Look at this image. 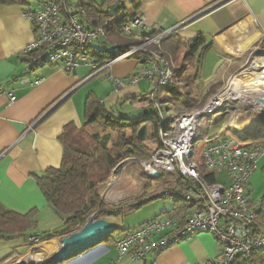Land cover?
Wrapping results in <instances>:
<instances>
[{
  "label": "crops",
  "instance_id": "1",
  "mask_svg": "<svg viewBox=\"0 0 264 264\" xmlns=\"http://www.w3.org/2000/svg\"><path fill=\"white\" fill-rule=\"evenodd\" d=\"M119 1L128 7L131 0ZM136 14L143 18L149 34L170 32L183 42L193 41L199 35L204 37V44L196 50L194 56L197 70L195 80L199 73L204 80H210L221 66L225 71H233V74L241 67L237 59L243 53L236 55L234 49V52H227L228 47H234L233 43L241 39L245 40V44L260 41L259 28L264 30V0H151L134 13L131 19ZM32 38V28L22 8H0V206L17 215L30 214L36 223L35 228L29 229L24 236L0 239V264H23L20 259L35 249H39L47 260L58 249V241L62 237L43 243H29L33 236L58 230L63 223V217L46 202L33 176L60 167L63 150L59 137L68 124H73L77 130L82 128L86 98L92 95L107 106H121L122 110L130 107L136 113L150 109L148 101H125L127 98L147 95L151 87L149 81L139 79L135 84L117 90L113 81L104 78L105 75L114 79L134 76L141 68L136 60L130 58L112 65L103 76H97L101 81L98 87L95 83L88 84L97 77L86 81L90 73L87 66H80L72 73H64L50 65L29 72L22 50ZM115 40L106 43L99 39L94 42L91 55L97 51H118ZM110 45L116 48H110ZM227 53L231 57L229 60L224 58ZM186 54V48L178 51L174 70L183 66ZM93 57L99 62L106 61ZM208 60L211 61L209 64ZM22 78L28 82L22 83ZM9 93L14 97L13 102L8 101ZM161 97V101L168 107L169 120L174 122L176 113L169 96L164 94ZM203 100L205 98L197 100V103ZM217 136L212 137L209 132L201 138L210 140ZM203 147L204 144H199L197 152ZM259 169L264 173V157L257 162L255 171ZM216 178L219 183H228L223 173H218ZM250 197L256 199L252 189ZM177 208L175 204L164 205L139 222L138 226L153 218L178 212ZM115 219L113 217L107 221L113 224ZM129 230L132 229L123 232ZM53 240L58 243L56 247H44L53 243ZM221 252L220 245L211 235L199 233L189 235L184 241L157 255H148L139 261L128 258L118 261L112 241L106 239L97 247L61 264H209L217 261ZM240 262L243 261L237 259L233 264ZM263 262L264 259L258 264Z\"/></svg>",
  "mask_w": 264,
  "mask_h": 264
},
{
  "label": "built area",
  "instance_id": "2",
  "mask_svg": "<svg viewBox=\"0 0 264 264\" xmlns=\"http://www.w3.org/2000/svg\"><path fill=\"white\" fill-rule=\"evenodd\" d=\"M74 7L72 0H44L36 7L23 10L33 34L31 42L22 50L28 71L50 65L64 73H72L80 66H87L90 69L87 81L103 76L119 61L134 56L142 59L144 62L134 76L114 79L105 75L104 78L113 81L117 90L135 84L139 79L151 83L147 98L150 110L160 118L159 147L147 158L122 159L111 173L117 176L122 165L134 161L150 181L170 178L168 183L172 186L155 197L169 198L189 206L178 214L148 220L116 238L108 236L106 239L112 241L117 260L139 261L161 253L191 234L207 233L222 249L220 258L209 264H233L237 259L252 264L255 255L264 251V186L262 195L252 199L249 179L258 160L264 157V145L243 142L235 134L226 133L197 143V134L203 119H214L239 105L247 107L246 99L257 93L256 77L258 73L264 75V56L256 54L264 53L260 48L264 30L259 28L261 38L248 67H240V71L230 76L202 108L182 113L172 122L168 118L167 105L157 101L158 90L173 84V65L160 50L161 42L170 32L142 37L149 33L143 18L136 14L119 33L143 42L127 47L112 60L99 62L91 55V50L99 39L107 42L105 29L89 26L85 10ZM242 75L245 78L237 80ZM21 82L27 83L28 80L22 78ZM7 98L9 102L14 101L12 93ZM201 143L204 147L197 152ZM201 168L215 177L223 173L228 183L207 182L200 174ZM152 173H157V177L152 178ZM109 179L112 184L116 177ZM101 200L106 203L104 194H101ZM96 213L93 215L95 219ZM29 243L37 244L38 240L30 238Z\"/></svg>",
  "mask_w": 264,
  "mask_h": 264
},
{
  "label": "trees",
  "instance_id": "3",
  "mask_svg": "<svg viewBox=\"0 0 264 264\" xmlns=\"http://www.w3.org/2000/svg\"><path fill=\"white\" fill-rule=\"evenodd\" d=\"M42 1L44 0H0V8L18 6L25 10L38 6ZM148 1L151 0H131L128 7L119 0H76L73 2L75 9L83 8L85 10L89 26H99L105 29L107 42L116 38L118 51L114 53L97 51L93 53V56L102 60H112L127 47L142 43L143 40L122 36L119 32L124 25L130 22L131 16ZM113 4H121L122 7L114 14H106L105 9ZM153 35V33L144 34L142 37L147 38ZM203 44V36L199 35L193 41L183 42L174 34H170L160 44L164 58L171 64H174L181 48L187 50L183 66L179 70L173 68V84L160 88L157 93V101L160 103H163L161 96L164 94L169 96L172 109L177 115L200 109L209 99L197 103V100L190 95L176 92V86L185 78L196 79L197 70L195 71L194 56L196 50ZM262 44L264 47V40ZM151 49L155 50V48ZM105 55L108 56L105 57ZM131 59L139 60L140 66L144 62L137 56ZM25 61L27 62L26 59ZM190 67L194 69L192 77L187 74ZM125 101L143 102L148 101V98L145 95L127 98ZM122 112L121 106H107L94 96L89 95L85 100L82 128L77 130L73 124L64 127L63 133L59 137L63 150L60 167L58 169L50 168L40 175L33 176L46 202L59 216L63 217V223L58 230L44 233L41 236H33L32 238L37 239L38 243L72 234L79 230L96 212V219L103 220L119 217L125 212L124 207L113 208L104 205L99 185L107 180L112 169L122 159L128 157L147 158L159 147L160 118L150 109L141 110L139 116L133 119L124 116ZM142 126H146L147 129L151 128V135H148L144 142L137 137V132ZM204 129L199 128L197 143L202 141L201 137L206 133V129ZM235 135L240 139L238 134ZM247 142L264 145V135H259ZM200 174L209 183L217 181L214 174H207L202 168ZM174 204L178 206L176 209L178 212H175L177 214L189 208L188 205L178 201ZM139 206L140 204L135 205V207ZM35 226L36 223L30 214L17 215L0 206V239L24 236L29 229L35 228ZM263 259L264 251H261L255 255L252 264H258ZM240 264L246 263L240 262Z\"/></svg>",
  "mask_w": 264,
  "mask_h": 264
},
{
  "label": "rangeland",
  "instance_id": "4",
  "mask_svg": "<svg viewBox=\"0 0 264 264\" xmlns=\"http://www.w3.org/2000/svg\"><path fill=\"white\" fill-rule=\"evenodd\" d=\"M72 1L74 2L75 0ZM244 41L243 39H241V41L238 40L236 43H233V45H235L234 47H228L229 50H227V52H231L234 49L236 53L234 51L232 52H234V54L236 55H241L243 53L241 56H238L239 59H237L243 69L248 67L250 60H252L255 56L254 48L259 45V41L255 43L246 44L244 43ZM243 43L245 45H243ZM262 46H260V48L264 49V47ZM110 48L115 49L116 47L115 45H110ZM256 56H264V53H259L258 55L256 54ZM224 58L228 60L231 59L229 53L224 55ZM210 62L211 61L208 60V64ZM246 62L248 63L246 64ZM172 65L174 66V64ZM193 71L194 69L190 67L189 72L187 74H190L191 76H189L192 77ZM239 71L240 70L237 69V71L232 74L233 71H225L224 67L221 66L219 67L218 72L215 74V76L208 81L204 80L200 73L198 75L197 80H195L194 78H185L179 83L181 85L178 84L179 87L177 86L176 91L182 94L184 93V95H190L196 100H200L202 98L207 99L210 98V96L213 95L217 90L221 89L230 76L236 74ZM240 78L244 79L245 77L244 75H242L237 80H240ZM100 82L101 81L99 80V77H97L88 84L95 83V86L99 87ZM95 88L97 89V87ZM97 90H100V88ZM86 92L88 93L89 90H86ZM122 111L124 116L130 119L138 117L141 112L140 110L136 113L135 109H132L130 107H127ZM179 115L180 114H176V118H178ZM175 116L174 120H176ZM263 119L264 115L257 112L255 113V111L250 110L247 107H243L242 105H239L236 109L228 110L225 114H222L221 116L216 117L214 119H203L201 121V127L203 129H206V133L211 132L212 137L217 136L221 133H226L229 135L260 132V134H264V129L260 124ZM234 121L236 122V125L238 127V132L232 131L231 129L227 128L226 130L225 126H227L228 123ZM147 130L148 137V135H151V128L148 127ZM147 146H150V144H147ZM131 158L141 159L137 157ZM116 174L117 176H114L110 172L107 180L99 185L100 194H104L106 202L104 205L113 208H125V212L123 213V215L116 217V219L113 220L114 231L109 235L110 239L116 238L124 230L133 229L137 227L139 222H141L144 218H147L149 215L155 213L156 211H159V209H161L164 205L172 204L174 206V202L169 198L155 197L156 194H162L164 192V189L170 188L172 186L171 183H168L170 178L163 177L162 179L150 181V179H148V177L142 173L140 167L134 161H130L122 165L120 169L116 172ZM114 177H116L115 183L110 184L109 178ZM249 180L250 188L253 190L254 197H256L257 199L262 195V188L264 186L263 171H261V169L254 171ZM136 204H140V206L136 208ZM58 243L53 240V243L50 242L44 247L48 246L50 248H53L56 247ZM31 256L38 257V264H42L46 260V256L41 253L39 249L33 250L31 252Z\"/></svg>",
  "mask_w": 264,
  "mask_h": 264
},
{
  "label": "water",
  "instance_id": "5",
  "mask_svg": "<svg viewBox=\"0 0 264 264\" xmlns=\"http://www.w3.org/2000/svg\"><path fill=\"white\" fill-rule=\"evenodd\" d=\"M121 4H113L105 9L106 14H114L121 9ZM264 129V119L260 122ZM260 134V132L246 133L240 135L243 142L253 140ZM137 137L144 142L147 137V127L142 126L138 132ZM152 178L157 177V173H152ZM114 231V225L103 219H95L93 216L77 231L70 235L64 236L59 240V247L56 252L45 260L42 264H61L73 257L87 252L100 245L106 238Z\"/></svg>",
  "mask_w": 264,
  "mask_h": 264
},
{
  "label": "bare ground",
  "instance_id": "6",
  "mask_svg": "<svg viewBox=\"0 0 264 264\" xmlns=\"http://www.w3.org/2000/svg\"><path fill=\"white\" fill-rule=\"evenodd\" d=\"M256 79L258 80L257 83V93L255 95L249 97L246 99L247 107L253 111L260 112L264 114V75H261L258 73ZM255 112V113H256ZM236 120V119H235ZM227 129H231L235 132H238V127L236 125V122H230L226 126ZM40 258V257H39ZM37 256H31V253L20 260L24 262V264H38ZM27 262V263H25Z\"/></svg>",
  "mask_w": 264,
  "mask_h": 264
}]
</instances>
